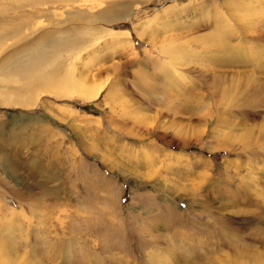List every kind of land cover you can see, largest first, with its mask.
<instances>
[{
  "label": "rangeland",
  "instance_id": "1",
  "mask_svg": "<svg viewBox=\"0 0 264 264\" xmlns=\"http://www.w3.org/2000/svg\"><path fill=\"white\" fill-rule=\"evenodd\" d=\"M0 38V264H264V0H0ZM33 60L73 97L20 105Z\"/></svg>",
  "mask_w": 264,
  "mask_h": 264
},
{
  "label": "bare ground",
  "instance_id": "2",
  "mask_svg": "<svg viewBox=\"0 0 264 264\" xmlns=\"http://www.w3.org/2000/svg\"><path fill=\"white\" fill-rule=\"evenodd\" d=\"M32 6H35V5H32ZM23 27H24L23 29L25 30V28L27 27V24H24ZM3 39L4 38H0V42H2ZM43 67H44V60H37V61L33 60V61H29L27 63L17 64L13 68L14 71L18 72V73H16L12 70L13 73L19 77H21L20 72H26L24 74V79H25V85H26L28 91L33 90L34 88L37 87L38 88L37 92H39V91L40 92L36 97L32 94L30 97H28L26 99V101L20 103L21 101L24 100L22 98V95L25 92L19 91V94L16 95V97L14 99L10 98V102H9V98L7 99V101H8L7 105L8 106L12 105L11 103H15L18 105L20 103V105L26 106V108H30V107H27V106H29V103H30L32 105L31 107H34V106H36V103L39 100V98H41L45 95H50L56 99L72 98L73 97L74 93L72 91H70L69 93H66L63 91L65 88L68 87L67 85H69V84H68L66 77L63 76L64 73L62 71V67L59 66L58 70L51 72V75H45L42 72ZM96 96H98V94L94 95V94H91L90 92H87V91L78 95V97H80V100H82L83 102L92 101V99H94V97H96Z\"/></svg>",
  "mask_w": 264,
  "mask_h": 264
}]
</instances>
